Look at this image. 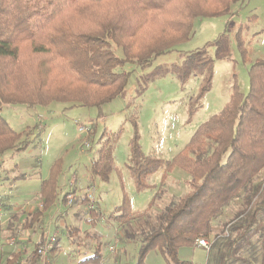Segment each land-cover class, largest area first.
<instances>
[{
	"label": "trees",
	"instance_id": "obj_1",
	"mask_svg": "<svg viewBox=\"0 0 264 264\" xmlns=\"http://www.w3.org/2000/svg\"><path fill=\"white\" fill-rule=\"evenodd\" d=\"M243 1L0 0V157L28 147L19 143L20 135L2 117L5 106L62 102L101 108L126 90L129 74L123 67L131 57L146 68L190 40L196 18L228 14L233 4ZM216 44L218 56L224 58L229 53L227 35L222 34ZM116 46L123 57L115 54ZM205 53H194L187 61L208 70L198 99L210 90L214 74L213 60L200 62ZM250 78L249 94H242L235 84L229 104L199 127L172 162L146 156L137 135L132 141L129 169L138 192L149 188L148 178L163 168L167 174L178 167L192 177L191 192L172 199L156 216L157 223L133 238L141 246L138 264L156 250L169 264H193L181 260L179 251L196 246L198 239L211 243L210 264H264V179L256 182L264 170V60L252 65ZM112 165V146H105L92 163L91 175L107 179ZM52 173L43 183V207L31 213L34 223L26 228L38 223L54 200ZM241 198L242 207L222 234L211 239L215 221L233 200ZM77 202L89 204L84 197L75 198ZM96 204L88 210L94 223L99 217ZM124 204L113 215L122 223L131 214L127 201ZM67 232L74 234L72 227ZM44 241L42 234L32 261L39 257L37 250ZM57 243L58 239L50 252H56ZM101 260L98 246L79 264Z\"/></svg>",
	"mask_w": 264,
	"mask_h": 264
},
{
	"label": "rangeland",
	"instance_id": "obj_2",
	"mask_svg": "<svg viewBox=\"0 0 264 264\" xmlns=\"http://www.w3.org/2000/svg\"><path fill=\"white\" fill-rule=\"evenodd\" d=\"M193 23L190 40L157 57L150 66L141 68L135 56L131 57L123 67L129 74L126 90L101 108L71 107L62 102L3 108L2 117L20 135L19 143H28V147L0 157V195L8 174L21 182L2 197L0 264H79L98 246L102 254L99 264L139 263L141 246L133 238L155 225L156 216L172 199L191 192L192 177L178 167L167 174L163 168L148 178L149 188L138 192L129 169L132 141L137 135L146 156L172 162L199 127L229 104L235 84L242 94H249L251 67L257 60H264V0H244L233 4L228 14L199 17ZM222 34L229 42L224 58L218 56L216 44ZM201 50L206 52L200 57L201 64L213 60L214 74L210 90L198 99L208 70L187 65V61ZM114 52L123 57L121 48L114 47ZM81 127L91 128L89 136L80 132ZM105 146H112V170L107 179L91 177V163ZM51 173L54 200L44 210L41 223L26 229L21 222L28 209L39 208L41 181ZM88 187L96 191L99 217L95 223L85 204L64 201L68 194L82 200ZM9 198L11 208L5 206ZM125 201L131 214L122 223L114 216ZM242 205V198L229 204L213 224L211 239L222 234ZM62 221L72 227V236L61 227ZM41 232L45 241L53 236L58 239V248L47 254V262L38 253L39 257L31 259ZM111 247L116 248L113 254ZM179 257L193 264H210L211 260L209 252L196 246L182 247ZM144 264L169 263L156 250L148 253Z\"/></svg>",
	"mask_w": 264,
	"mask_h": 264
},
{
	"label": "built area",
	"instance_id": "obj_3",
	"mask_svg": "<svg viewBox=\"0 0 264 264\" xmlns=\"http://www.w3.org/2000/svg\"><path fill=\"white\" fill-rule=\"evenodd\" d=\"M80 132L89 136V134L91 133V128L81 127ZM86 148H90L89 143H86ZM95 193L96 191L92 187L87 188L85 191L84 198H86L89 202L87 206L88 210H93L95 208V202H96ZM74 200H75L74 196L72 195L68 196L69 205H72L74 203ZM1 201H2V196H0V206H1ZM42 207H43V203H40L39 208ZM55 242H56V236H53L51 239L46 240L45 243L38 249L37 253L41 256V258L44 257V261L47 262V258H46L47 254L50 252V249L52 248V245ZM196 247L205 249L207 252H209L211 249V243L205 239H198L196 241ZM109 250L113 254L116 251V248L111 247L109 248Z\"/></svg>",
	"mask_w": 264,
	"mask_h": 264
},
{
	"label": "crops",
	"instance_id": "obj_4",
	"mask_svg": "<svg viewBox=\"0 0 264 264\" xmlns=\"http://www.w3.org/2000/svg\"><path fill=\"white\" fill-rule=\"evenodd\" d=\"M91 166H92V163H91ZM91 166H90V175H91ZM87 177V176H86ZM91 177H92V175H91ZM259 179H256V182H260V181H262L263 179H264V170H262L261 172H260V174H259ZM257 177V178H258ZM49 179V178H48ZM48 179H45V180H42L41 182L42 183H44L45 181H47ZM1 182V181H0ZM5 184H4V186H3V190H5L4 191V193H3V196L4 195H7L6 193L9 191V190H12V189H14L16 186H17V184L19 183L18 181H17V177H12L11 175L9 176V174H8V177H6V181L4 182ZM19 184H21V182L19 183ZM89 188V187H88ZM2 195V194H1ZM0 195V196H1ZM2 196V197H3ZM5 197H8V196H5ZM39 197L41 198L42 196H41V193L39 194ZM2 201H3V198H2ZM10 201H11V199L9 198V199H7L6 200V205L5 206H7V207H9L10 206V208L12 207L11 205V203H10ZM40 203H43L42 202V200L39 202V204ZM33 208H31V209H28V211H27V216L25 217V219H24V221H22L21 223H23V224H25V226L27 225L28 226V224H33L34 222H32V216H31V213H33L35 210H37V209H39V208H37V206H32ZM23 211V209H20L19 211ZM44 215V214H43ZM76 215V214H75ZM12 217H14V216H12ZM42 218H43V216L41 217V219L40 220H38L39 222L37 223V224H39V223H41V221H42ZM13 223V219H11V221H10V223ZM26 222V223H25ZM36 223V222H35ZM35 226V225H34ZM31 227H33V226H31ZM31 227H29V228H31ZM61 227H63V228H66L67 229V225H66V222L64 221H62L61 222ZM26 228V227H25ZM28 228V229H29ZM27 229V228H26ZM30 230V229H29ZM42 234H43V236H44V233L43 232H41L40 233V235L39 236H42ZM18 238H22V236H19ZM24 240H26V239H24ZM40 240V239H39Z\"/></svg>",
	"mask_w": 264,
	"mask_h": 264
}]
</instances>
